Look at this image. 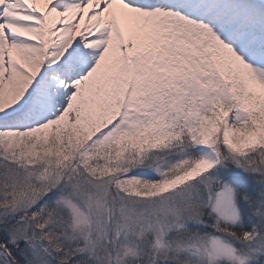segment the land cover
<instances>
[{"label": "snow or ice", "instance_id": "snow-or-ice-1", "mask_svg": "<svg viewBox=\"0 0 264 264\" xmlns=\"http://www.w3.org/2000/svg\"><path fill=\"white\" fill-rule=\"evenodd\" d=\"M0 264H264V0H0Z\"/></svg>", "mask_w": 264, "mask_h": 264}]
</instances>
